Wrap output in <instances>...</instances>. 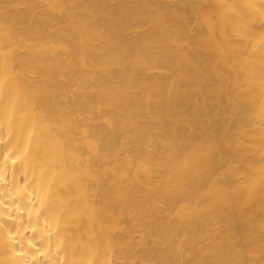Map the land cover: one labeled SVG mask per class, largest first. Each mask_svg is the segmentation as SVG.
<instances>
[{
	"label": "bare ground",
	"instance_id": "6f19581e",
	"mask_svg": "<svg viewBox=\"0 0 264 264\" xmlns=\"http://www.w3.org/2000/svg\"><path fill=\"white\" fill-rule=\"evenodd\" d=\"M0 264H264V0H0Z\"/></svg>",
	"mask_w": 264,
	"mask_h": 264
}]
</instances>
